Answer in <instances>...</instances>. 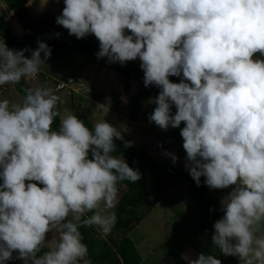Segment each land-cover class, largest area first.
Segmentation results:
<instances>
[{
    "label": "clouds",
    "instance_id": "clouds-1",
    "mask_svg": "<svg viewBox=\"0 0 264 264\" xmlns=\"http://www.w3.org/2000/svg\"><path fill=\"white\" fill-rule=\"evenodd\" d=\"M63 3L56 23L77 39L94 34L98 58H139L144 85L160 89L148 120L163 130L184 122V166L197 186L204 177L211 189H229L213 224L214 249L239 264H264V0ZM37 44L15 50L0 40V86L37 77L52 53ZM24 93L21 102L0 99V264H91L81 227L111 233L119 182L142 174L112 155L121 129L106 120L89 128L71 113L54 129L60 97L42 85ZM183 259L221 264L203 252Z\"/></svg>",
    "mask_w": 264,
    "mask_h": 264
},
{
    "label": "trees",
    "instance_id": "trees-1",
    "mask_svg": "<svg viewBox=\"0 0 264 264\" xmlns=\"http://www.w3.org/2000/svg\"><path fill=\"white\" fill-rule=\"evenodd\" d=\"M12 12L19 24L22 25L24 34L19 39L11 25V22L0 13V40L5 41L9 48L19 50L28 47L34 50L37 40L46 42L52 49L51 57L61 59H81L90 65H100L114 69L124 82V93L127 95L132 89V82L138 83L137 91L128 100L127 115L131 121H137L145 107L158 95L159 88L155 85H144V72L140 64L127 61L121 65L119 62H109L107 57L98 58L99 41L91 37V34L77 39L70 35L69 31L62 36L51 29L43 19L36 20L29 9V0H0ZM25 56H31V51L25 52ZM182 77L169 76L170 81L180 82ZM15 90L23 98L24 88L32 87L27 80L22 79L20 83L14 84ZM79 103L72 100V108L86 126L91 128L93 123L91 116L93 106L81 99ZM82 102H86L84 104ZM61 117L58 116L53 123L57 128ZM124 140H114L115 152L112 155L117 157L125 156L127 163L133 169H139L141 179L137 182L130 180L121 181L118 184L117 204L113 211L116 212L117 223L111 233L103 235L95 227H81L83 242L89 249L91 264H142L143 257L136 245V242L129 236L138 225L145 219L148 213L154 210L163 199V194L156 187L158 180H164V191L169 192L176 187L184 186L187 189V208L195 214V226L193 234L206 235L207 242L211 245L213 224L222 217L219 200L212 195L208 186L204 184V177H201V184L197 186L187 170L182 169L171 158L165 161H158L150 156L147 147H136L132 143L125 146ZM131 142V141H130ZM135 161V163H134ZM211 209V211H210ZM91 215V213L86 214ZM214 249V247L211 245ZM43 250H47L45 247ZM217 259L221 264H239L238 257L224 256L214 249ZM17 252H13L16 257ZM170 257L173 264H188L183 255L178 252H171ZM6 264H20L18 259H12Z\"/></svg>",
    "mask_w": 264,
    "mask_h": 264
},
{
    "label": "rangeland",
    "instance_id": "rangeland-1",
    "mask_svg": "<svg viewBox=\"0 0 264 264\" xmlns=\"http://www.w3.org/2000/svg\"><path fill=\"white\" fill-rule=\"evenodd\" d=\"M64 7L63 0H29V9L34 18L45 20L51 29L62 36H65L68 30L56 23V17L62 13ZM0 13L11 22L16 36L20 39L24 34L22 25L19 24L13 12L1 2ZM126 34H130L129 30H126ZM91 37L98 40L94 34H91ZM41 57L43 58V53ZM131 61L136 64L141 63L139 58ZM27 82L32 87L42 85L54 90L60 97L57 110L61 118L69 113H75L71 105L73 98L77 103L84 99L93 106L91 116L93 125L98 121L106 120L121 129L124 138L131 141L134 146L147 147L150 156L160 162L171 158L165 155V152L176 154L178 157L176 163L186 170L184 166L186 152L180 135V128L184 126V122H181L180 127L169 126L167 130L161 129L155 122H149L148 116L156 107L152 101L141 112L137 121H131L127 115L128 100L136 93L138 83L133 81L132 89L126 95L124 82L114 69L90 65L81 59L58 60L50 56L44 64L40 65L37 77ZM122 97L125 99L122 100ZM5 98L13 103L22 101V97L13 84L0 86V99ZM175 111V105H172V112L175 113ZM119 158H124L127 162L125 156ZM156 187L163 194V199L129 234L143 257L142 264H173L170 253L174 251L181 253L183 257L187 255L191 259H196L201 252L217 259V254L207 242L206 235L193 234L196 218L195 214L187 208V189L179 186L165 192L163 179L157 181ZM208 190L219 200V205L229 191V189H211L209 186ZM261 232H264V226ZM260 234V232L257 233V235ZM52 235L48 233L46 240H51ZM18 260L20 264H23L21 259Z\"/></svg>",
    "mask_w": 264,
    "mask_h": 264
},
{
    "label": "built area",
    "instance_id": "built-area-1",
    "mask_svg": "<svg viewBox=\"0 0 264 264\" xmlns=\"http://www.w3.org/2000/svg\"><path fill=\"white\" fill-rule=\"evenodd\" d=\"M60 86H62V85H60ZM63 87H64V86H63ZM63 87H62V88H63Z\"/></svg>",
    "mask_w": 264,
    "mask_h": 264
},
{
    "label": "crops",
    "instance_id": "crops-1",
    "mask_svg": "<svg viewBox=\"0 0 264 264\" xmlns=\"http://www.w3.org/2000/svg\"><path fill=\"white\" fill-rule=\"evenodd\" d=\"M135 94V93H134Z\"/></svg>",
    "mask_w": 264,
    "mask_h": 264
}]
</instances>
